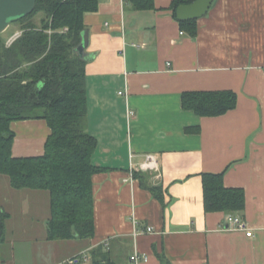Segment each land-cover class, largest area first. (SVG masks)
I'll return each instance as SVG.
<instances>
[{
    "label": "crops",
    "instance_id": "1",
    "mask_svg": "<svg viewBox=\"0 0 264 264\" xmlns=\"http://www.w3.org/2000/svg\"><path fill=\"white\" fill-rule=\"evenodd\" d=\"M172 2L139 11L128 0H100L86 13L88 129L98 143L93 163L106 168L93 177L95 235L50 240L49 191L16 190L3 174L1 264H137L135 251L149 258L138 264H264V0H214L195 37ZM229 90L238 102L226 115L183 108L184 93ZM11 130L15 158L44 154L45 120ZM147 154L157 157L156 172L139 170ZM131 168L162 188L164 203ZM204 173H222L227 188L244 191V212L235 215L251 236L228 227L232 214L205 211Z\"/></svg>",
    "mask_w": 264,
    "mask_h": 264
},
{
    "label": "trees",
    "instance_id": "2",
    "mask_svg": "<svg viewBox=\"0 0 264 264\" xmlns=\"http://www.w3.org/2000/svg\"><path fill=\"white\" fill-rule=\"evenodd\" d=\"M136 10H151L155 0H128ZM197 0H173L177 9ZM100 0H37L36 9L19 25L22 35L7 44L0 34V175L10 178L12 188L49 191L50 240H90L95 235L93 177L106 168L93 163L97 139L88 129L87 60L76 49L81 45L86 13L98 11ZM43 14L40 25L35 18ZM182 29L197 35V20L180 22ZM68 29L67 32H64ZM184 110L200 117L222 116L237 107L233 91H201L183 94ZM45 120L51 134L41 156H13L18 121ZM223 174H203L207 213L241 214L246 195L227 188ZM144 189L164 203L163 190L147 176L134 172ZM8 215L0 213L1 245L6 238Z\"/></svg>",
    "mask_w": 264,
    "mask_h": 264
},
{
    "label": "water",
    "instance_id": "3",
    "mask_svg": "<svg viewBox=\"0 0 264 264\" xmlns=\"http://www.w3.org/2000/svg\"><path fill=\"white\" fill-rule=\"evenodd\" d=\"M214 0H197L192 4L181 6L177 9V19L180 22L199 20L210 11ZM37 6V0H0V34L5 33L16 21L26 18ZM89 33L82 34L81 45L76 49L80 57L84 56L89 46Z\"/></svg>",
    "mask_w": 264,
    "mask_h": 264
},
{
    "label": "built area",
    "instance_id": "4",
    "mask_svg": "<svg viewBox=\"0 0 264 264\" xmlns=\"http://www.w3.org/2000/svg\"><path fill=\"white\" fill-rule=\"evenodd\" d=\"M68 29H65L64 32H67ZM19 36L14 37L11 41H9L8 45H11L13 43L14 40H16ZM158 168V160L157 157L155 155L152 154H147L146 155V160L145 162H143V164H141L139 166V170L143 171V172H149V171H157ZM132 173L134 174L135 170H133V168H131ZM132 174V176H134ZM227 225L229 228H231L233 231L234 230H240V231H246L247 232V236H251L252 232L250 230L247 229V225L243 222L242 218L238 215H229L227 218ZM154 229L153 227H148L147 229V233L149 232H153ZM139 232L136 231L135 235H138ZM106 248L109 250L110 249V243H108L107 241L105 242ZM133 261L136 262L137 264L144 260L145 262L149 261V258L147 256H142L139 252L135 251L134 255H133ZM82 260H84L86 263L90 262L92 258H90V255L87 253L82 254L81 256ZM78 261V258L75 259H71L69 261L70 264H76Z\"/></svg>",
    "mask_w": 264,
    "mask_h": 264
},
{
    "label": "rangeland",
    "instance_id": "5",
    "mask_svg": "<svg viewBox=\"0 0 264 264\" xmlns=\"http://www.w3.org/2000/svg\"><path fill=\"white\" fill-rule=\"evenodd\" d=\"M42 17H43V14L41 13V15L38 14L37 17L35 18V22L37 23V25H40V22H41V18H42ZM18 30H20L19 25L13 23V24L10 26V28L7 30L8 32H6L5 35H4V34H2V35H3L4 38H6V39H7V38H11V37H13V35H15V33L18 32ZM21 35H22V32H21V34H19L18 36L20 37ZM81 264H83V263H81Z\"/></svg>",
    "mask_w": 264,
    "mask_h": 264
}]
</instances>
